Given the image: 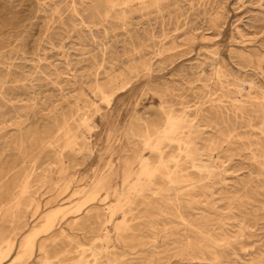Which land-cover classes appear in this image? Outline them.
Instances as JSON below:
<instances>
[{
	"label": "rangeland",
	"instance_id": "rangeland-1",
	"mask_svg": "<svg viewBox=\"0 0 264 264\" xmlns=\"http://www.w3.org/2000/svg\"><path fill=\"white\" fill-rule=\"evenodd\" d=\"M220 66L230 75L224 87L230 89L223 98L225 104L239 101L243 114L216 116L208 111L197 123V146L204 157L212 152L213 173L208 175L213 178L208 176L192 193L171 190L168 197L153 195L150 204L138 202L128 217L130 229L122 230L119 238L114 223L123 214L112 215L110 209L137 179L141 159L151 155L137 134L145 129L144 123L153 127L163 124L173 111L192 110L200 104L208 109L215 97L209 91L222 92L218 80L212 78ZM122 86L124 90L119 91ZM239 87L245 91L239 93ZM105 91L115 92L110 105ZM263 93L264 0H0V231L10 228L6 234L1 231L0 238L12 234L17 223L22 227L20 241L43 223L49 210L60 206L57 226L50 234H42L39 242L63 229L66 236L58 241L73 249L71 257L75 259L83 251L81 247L96 243L106 249L103 264L116 260L115 264H218L215 255L222 254L212 244L204 255L199 253L200 263L175 255L186 247L187 234L198 245L201 237L197 229H205L231 243L240 255V264H263ZM64 119L74 127L67 139L55 141L41 152ZM70 139L73 148L65 146ZM206 147L216 148L208 152ZM25 169L31 171L33 185L31 194L23 197L26 200L21 198L19 208L13 193ZM190 170L200 174L197 169ZM144 194L152 196L151 191ZM108 219L111 222L107 224ZM187 222L196 231H188ZM105 231L109 240L102 236ZM90 254L88 251L86 257L93 263ZM43 255L37 251L34 260L26 264H43Z\"/></svg>",
	"mask_w": 264,
	"mask_h": 264
},
{
	"label": "bare ground",
	"instance_id": "bare-ground-1",
	"mask_svg": "<svg viewBox=\"0 0 264 264\" xmlns=\"http://www.w3.org/2000/svg\"><path fill=\"white\" fill-rule=\"evenodd\" d=\"M179 31V30H178ZM205 40V39H204ZM231 43V42H230ZM206 50V49H205ZM155 54V53H154ZM212 54V53H211ZM133 56V55H132ZM215 57V56H214ZM209 59V58H208ZM207 59V60H208ZM142 65V64H141ZM147 65V64H145ZM150 65V64H149ZM216 66V65H215ZM11 67V66H10ZM136 68V67H135ZM142 68V67H141ZM144 68V67H143ZM146 69V68H144ZM148 69H149V66H148ZM216 69V70H215ZM214 69V76L218 81H216V83H218L220 86H221V89L222 92L221 93H213L212 92V89L213 87H209V89H211L209 92L211 93V95H215L214 98H211L210 100V104H209V107L208 109H206L204 107L203 104H200V102H198L200 105L198 106H195L194 109H184L182 107V110L181 112H178V113H175L173 110V112L167 114V116L165 117V120L163 121V124L161 123V125L157 124L158 126H155L153 127V125L151 124H148V123H144L145 124V129L137 134V136L140 137L142 143H143V146L144 148H146L147 150H149V153L151 151V155L149 156H144L142 159H141V162H140V170L138 171V176L136 177L137 179L132 183L130 184L129 186V189H125V191H123L122 195L120 196L119 200L117 201V203H114V206L111 207L110 211L112 213V215L116 214V212L118 213L119 211L123 214L122 216V219H119L117 221H115L116 223L115 224V228H116V233H118L120 236L119 238L122 236L121 235V231L125 230L126 229H130V226H129V223L128 221H130V219L128 218L129 215L133 214V211L135 207V205L142 201L143 203H145L144 201H146V203L148 202H152L151 199H153V195H160L162 194L163 196L165 197H168L166 196V193L171 191V190H174V191H180V192H190L192 193V191L196 188V186L204 181L205 179H207V177L209 176L208 174H211L213 173V166L210 164V161H211V158L213 157L212 155V152H209L214 150V148L216 147H213V149H211L212 147H206L208 149V154H206L207 157H204L205 154H202L200 152V149L198 148L197 146V141H196V138L198 137V132H199V128H200V125H198V121L200 120V117L206 112L208 113V111L211 112H215V114H217L216 116H219V115H230L232 112V114H236V115H239V114H243V109L242 107L239 105V101L238 102H234L231 104V106L225 104V101H224V97L227 98L230 91V89L226 88V90H224V87L226 85V80H227V77L230 76V75H227V72L220 66V67H216ZM132 70V69H131ZM142 70V69H141ZM135 71V70H134ZM144 71V70H143ZM150 71V70H149ZM132 72V71H131ZM140 72V71H139ZM130 73V72H129ZM131 74V73H130ZM121 77V75H120ZM130 77V76H129ZM128 77V78H129ZM234 77V75H233ZM211 78V77H210ZM233 79V78H232ZM122 80V79H121ZM199 80V79H198ZM208 80V79H207ZM206 80V81H207ZM213 80V79H212ZM111 81V80H110ZM116 82H118L116 80ZM200 82V81H199ZM210 82V81H209ZM238 82H240V80H238ZM255 82V81H253ZM112 83V82H110ZM207 83V82H206ZM228 83V82H227ZM115 84V83H114ZM119 84V82H118ZM117 84V85H118ZM122 84V83H121ZM229 84V83H228ZM227 84V85H228ZM116 85V86H117ZM126 85V83H125ZM226 85V86H227ZM112 86V85H111ZM131 86V85H130ZM204 86V85H203ZM100 90L102 89V87L100 85L97 86ZM96 87V88H97ZM110 87V86H109ZM115 87V86H114ZM206 87V86H205ZM208 87V86H207ZM216 87V86H214ZM219 87V86H217ZM231 87V86H230ZM248 87V86H247ZM105 88V87H104ZM116 88V87H115ZM170 88V87H169ZM252 88V87H251ZM256 88V87H255ZM114 89V88H113ZM123 89L124 90V86H122L119 91ZM167 89V88H165ZM171 89V88H170ZM206 89V88H205ZM208 89V88H207ZM206 89V91H207ZM216 89H219V88H216ZM215 89V90H216ZM112 90V89H111ZM115 90V89H114ZM118 90V89H116ZM202 90V89H201ZM235 90V89H234ZM238 92L239 93H242L243 91H245L243 88L239 87L238 89ZM253 90V89H252ZM169 91V90H167ZM214 91V90H213ZM219 90H216L214 92H218ZM247 91V90H246ZM255 91V90H254ZM98 92V91H97ZM100 92V91H99ZM102 92V91H101ZM105 92H108V91H105ZM114 91H111V93L109 94H105L104 93V98H105V101L108 103V105L111 104L112 102V98L115 94L112 93ZM118 92V91H117ZM166 92V91H165ZM252 92V91H251ZM263 92V91H262ZM205 93V92H204ZM207 93V92H206ZM248 93V92H247ZM102 94V93H101ZM238 94V93H236ZM245 94V93H244ZM264 94V93H263ZM164 95V94H163ZM201 95V93H200ZM208 95V94H207ZM206 95V96H207ZM246 95V94H245ZM261 95V94H260ZM199 96V94H198ZM240 96V95H239ZM243 96V95H242ZM259 96V95H257ZM205 97V96H204ZM212 97V96H211ZM250 97V96H249ZM255 97V96H253ZM132 98V97H131ZM209 98V97H208ZM245 98V97H244ZM200 99V98H199ZM203 99V98H202ZM166 100V99H165ZM197 100V99H196ZM201 100V99H200ZM242 100V99H241ZM256 100V99H255ZM198 101V100H197ZM183 102V101H182ZM181 102V103H182ZM204 102V101H203ZM209 102V100H208ZM190 103V102H189ZM188 103V104H189ZM196 103V102H195ZM238 103V104H237ZM242 103V102H241ZM258 103V102H257ZM230 104V103H229ZM251 104V103H250ZM172 105V104H171ZM174 105V104H173ZM249 105V104H248ZM165 106V105H164ZM194 106V105H193ZM112 107V106H111ZM169 107V106H168ZM257 107V106H256ZM255 107V108H256ZM260 107V106H259ZM263 107V106H262ZM162 109V108H161ZM168 109V108H167ZM171 109V107H169V110ZM174 109V107H173ZM181 109V108H180ZM175 110V109H174ZM179 110V108L177 109ZM255 110V109H254ZM263 110V109H262ZM163 111V109H162ZM180 111V110H179ZM248 111V110H247ZM260 111V108L259 110ZM164 112V111H163ZM257 112V111H256ZM261 112V111H260ZM249 115V114H248ZM208 116V114H207ZM242 116V115H241ZM231 117V116H229ZM136 118V117H135ZM140 118V116H139ZM235 118V117H234ZM241 118V117H240ZM142 119V118H141ZM164 119V118H163ZM202 119V118H201ZM231 119V118H230ZM242 119V118H241ZM143 120V119H142ZM140 120V121H142ZM213 120V119H212ZM229 120V118H228ZM227 120V123H229L230 121ZM235 120V119H234ZM237 120V119H236ZM240 120V119H239ZM261 120V119H260ZM263 120V119H262ZM87 121H88V118H85L83 119V122L84 124L86 123L87 124ZM138 121V120H137ZM202 121V120H201ZM125 122V121H124ZM204 122V121H203ZM202 122V123H203ZM208 122V121H206ZM212 122V121H211ZM262 122V121H261ZM137 123V122H136ZM160 123V121H159ZM241 123V122H240ZM140 124V123H139ZM137 124V126L139 125ZM142 124V123H141ZM210 124V122H209ZM215 124V123H213ZM231 124V123H230ZM245 124V123H244ZM253 124V123H252ZM82 125V124H81ZM135 125V124H134ZM225 125V124H224ZM85 126V125H84ZM215 126V125H214ZM244 126V125H243ZM246 126V125H245ZM87 127V126H86ZM217 128H219L218 126H216ZM226 127V126H225ZM74 128V127H73ZM73 128L70 126L69 122L64 119L63 123L61 124V126L59 127L58 129V132L57 134L54 136V138L50 141L47 142V144H43V146L41 147V152L45 151L48 147L50 146H53L52 144H55L54 142L55 141H58V140H62V142L64 141L62 138H66L67 136H69V134L71 133V131L73 130ZM88 128L90 130H93V127L89 124L88 125ZM117 128V127H116ZM131 128V127H130ZM136 128V127H135ZM140 128V127H139ZM215 128V127H214ZM223 128V127H222ZM227 128V127H226ZM225 128V129H226ZM232 128V127H231ZM230 128V129H231ZM253 128V127H252ZM88 129V130H89ZM204 129V128H203ZM224 129V128H223ZM233 129V128H232ZM264 129V128H262ZM131 130V129H130ZM138 131V129H136ZM141 130V129H140ZM217 130V129H216ZM235 130V128H234ZM254 130V129H253ZM78 131V130H77ZM127 130H125L126 132ZM129 131V130H128ZM207 131V130H206ZM212 131H214V129H212ZM224 131V130H223ZM76 132V131H75ZM136 132V131H135ZM140 132V131H139ZM220 132V130H219ZM217 133V132H216ZM262 133V132H261ZM127 134V133H126ZM136 134V133H135ZM134 134V135H135ZM228 134V132L226 133ZM217 137H218V134H216ZM72 136V134H71ZM127 136V135H126ZM136 136V135H135ZM213 136V135H212ZM229 136L230 133H229ZM233 136V135H232ZM239 136V135H238ZM76 137V136H75ZM89 137V136H88ZM130 137V136H129ZM208 137V136H207ZM69 138V137H68ZM73 138V137H72ZM83 138V137H82ZM91 138V136H90ZM219 138H221V135L219 136ZM232 138V137H231ZM237 138V137H236ZM235 138V139H236ZM240 138V136H239ZM67 139V138H66ZM75 139V138H74ZM77 139V138H76ZM79 139V138H78ZM84 139V138H83ZM129 139V138H128ZM139 139V138H138ZM204 139V138H203ZM223 139H226V138H223ZM263 139V138H262ZM88 140V139H87ZM130 140H132L130 138ZM211 140V139H210ZM216 140V139H215ZM241 140V139H240ZM46 141V140H45ZM85 141V140H84ZM90 141V140H89ZM140 141V140H138ZM140 141V142H141ZM213 141V140H212ZM217 141V140H216ZM235 141V140H234ZM238 141V140H237ZM248 141V140H247ZM246 141V142H247ZM263 141V140H262ZM61 142V141H60ZM83 142V141H81ZM222 142V141H221ZM232 142V141H231ZM253 142V141H252ZM58 143V142H57ZM86 143V141H85ZM110 143V142H109ZM212 143V142H211ZM209 143V144H211ZM235 143V142H233ZM249 143V142H248ZM247 143V144H248ZM254 143V142H253ZM90 144V143H89ZM217 144V143H216ZM255 144V143H254ZM85 145V144H84ZM229 145V144H228ZM232 145V144H231ZM246 145V144H245ZM65 146H70L71 148H73L75 146V143H73V140H69ZM82 146V145H81ZM80 146V147H81ZM201 146V145H200ZM209 146V145H208ZM211 146V145H210ZM215 146V145H214ZM230 146V145H229ZM243 146V145H242ZM257 146V144L255 145ZM245 147V146H244ZM250 148L252 146H249ZM248 147V149H249ZM258 147V146H257ZM85 149H87L85 146H84ZM93 148V147H92ZM172 149V150H168V149ZM201 148V147H200ZM205 148V147H204ZM232 148V147H231ZM49 149V148H48ZM47 149V150H48ZM82 149V148H81ZM89 149V147H88ZM225 149V148H224ZM260 149V148H259ZM262 149V148H261ZM90 150V149H89ZM94 150V148H93ZM206 150V149H205ZM227 150V148L225 149V151ZM236 150V149H235ZM244 150V149H243ZM245 150L247 151V149L245 148ZM255 150V149H253ZM91 151V150H90ZM230 151V150H229ZM251 151V149H250ZM40 152V153H41ZM233 152V151H232ZM93 153V151H92ZM91 153V154H92ZM221 153V152H220ZM231 153V151H230ZM235 153V152H233ZM238 153V152H237ZM262 153V152H261ZM62 153H60L61 155ZM223 154V153H222ZM227 154V153H226ZM225 154V155H226ZM263 154V153H262ZM261 154V155H262ZM40 154H38L39 156ZM259 156V155H258ZM263 156V155H262ZM36 157V156H35ZM154 157L156 159H154ZM223 157V155H222ZM229 157V156H228ZM233 157V155H232ZM224 158V157H223ZM263 160V159H262ZM220 161V160H219ZM215 162V161H213ZM264 162V160H263ZM35 164V161L33 162ZM128 163V162H127ZM262 163V162H261ZM24 164V163H23ZM62 164V162H61ZM263 164V163H262ZM32 165V164H31ZM223 165V164H222ZM259 165V164H258ZM263 167V166H261ZM190 168H194V169H197L198 172L200 174H197L195 175L194 172H192L190 170ZM196 170V171H197ZM15 171V170H14ZM16 172V171H15ZM218 172V170L216 171ZM12 174V173H10ZM14 174V173H13ZM66 174V173H65ZM16 175V174H15ZM31 171L28 170V169H25L24 171V176L22 178V180L20 181V183L17 185V190L13 193L14 195H17V198H18V201H16V204L19 208L20 205H21V198H23L24 196H27L29 194H31V187H32V183H31ZM45 175V174H44ZM216 175V174H215ZM6 176V175H5ZM212 176V174H211ZM209 176L210 178H213ZM59 177V176H58ZM208 177V178H209ZM74 180V178H72ZM17 180V179H16ZM126 180V179H125ZM129 181V180H127ZM210 181V180H209ZM50 182V180H49ZM212 182V181H211ZM1 183V182H0ZM13 183V182H12ZM37 183V182H36ZM128 183V182H127ZM32 184V185H31ZM15 185V184H14ZM35 185V184H34ZM98 185V184H97ZM41 186V185H40ZM99 186V185H98ZM208 186V185H206ZM73 187V186H72ZM156 187V190H154L153 188ZM203 187V186H202ZM9 188V187H8ZM68 188V187H67ZM82 188V187H81ZM80 188V189H81ZM114 188V187H113ZM62 189V188H61ZM35 190V189H34ZM82 190V189H81ZM154 190V191H153ZM7 191V190H6ZM83 191V190H82ZM92 191V190H91ZM90 191V192H91ZM98 191V190H97ZM145 191H151L152 192V196H149V195H146L144 194ZM204 191V190H203ZM79 192V191H78ZM125 192V193H124ZM175 192V193H177ZM77 193V192H75ZM121 193V192H120ZM181 194V193H180ZM6 195V194H5ZM107 195V194H106ZM189 196V194H187ZM237 195V194H236ZM7 196V195H6ZM95 196V194H94ZM92 196V198L94 197ZM98 196V195H97ZM196 196V195H195ZM91 197V195L89 196ZM89 197H87L89 199ZM157 197V196H155ZM177 197V196H176ZM193 197V196H191ZM16 198V199H17ZM27 198V197H25ZM23 198V200L25 199ZM107 198V197H106ZM185 198V196H184ZM188 198V197H187ZM196 198V197H194ZM34 199V198H33ZM95 199V197L93 198ZM241 199V198H240ZM26 200V199H25ZM29 201V199H27ZM32 200V199H31ZM35 200V199H34ZM92 200V199H91ZM104 200V199H103ZM102 200V201H103ZM164 200H167L166 198ZM230 200V199H229ZM27 201V202H28ZM86 201V200H85ZM89 201V200H88ZM87 201V202H88ZM93 201V200H92ZM101 201V200H100ZM169 201V200H168ZM179 201V200H178ZM191 201V200H190ZM194 201V200H193ZM26 202V201H24ZM26 202V203H27ZM162 202V201H161ZM167 202V201H166ZM170 202H172L170 200ZM186 202V201H185ZM189 202V201H188ZM192 202V201H191ZM6 203V202H5ZM11 203V202H10ZM24 203V204H26ZM80 203V202H79ZM28 204V203H27ZM26 204V205H27ZM150 204V203H148ZM177 204V203H176ZM4 205V204H3ZM9 205V204H7ZM100 205V204H99ZM160 205V204H159ZM171 205V204H170ZM96 206V205H94ZM152 206V205H151ZM173 206V205H172ZM178 206V205H177ZM1 207V206H0ZM109 207V206H108ZM107 207V208H108ZM149 207V206H148ZM7 208V206H6ZM17 208V207H16ZM27 208V207H26ZM64 210L66 207H63ZM74 208V207H73ZM82 208V207H81ZM90 208V207H89ZM97 208V207H96ZM138 208V207H137ZM161 208V207H159ZM170 208V207H169ZM198 208V207H197ZM68 209V207H67ZM66 209V210H67ZM171 209V208H170ZM177 209V208H176ZM14 210V209H13ZM16 210V209H15ZM63 210V211H64ZM71 210V209H70ZM73 210V209H72ZM77 210V209H76ZM154 210V209H153ZM166 210V209H165ZM69 211V210H68ZM162 211V210H160ZM174 211V210H173ZM176 211V210H175ZM174 211V212H175ZM14 212V211H13ZM22 212V211H21ZM62 212V208L59 206L57 208H54L52 210H49L45 216H44V221L43 223L39 226V227H34L33 229H31L28 233H26V235L24 237H22V239L19 241L18 240V236H19V232L21 230L22 227H20L19 225H17V223L14 225V229H13V233L11 234H7L8 236L5 237V238H0V264H26L28 262H31L34 260L35 256H36V253L37 251H40L43 255V257L41 256V260L43 262V264H74L75 262H84L85 264H97L98 260H101V263L103 264L104 261H102V259L104 258V255H105V250L104 249L105 247L103 246H100V245H97L96 243H94L93 245H91L90 247H81L80 245V249H83V251L80 253V256L78 259H75V258H72V254L73 253V249L71 250L70 247H63L60 245L59 243V238L60 236H64L65 235V230L61 229V232L59 230V234H55L53 236H50V238L48 239H51V243L52 245H49L48 244V239L42 241V242H39V237L42 235V234H50V231H52L57 225H56V219L59 215V213ZM71 212V211H70ZM135 212V211H134ZM148 212V211H147ZM189 212V211H188ZM16 213V212H15ZM15 213L13 215H15ZM69 213V212H68ZM172 213V212H171ZM26 214V213H25ZM166 214V212H165ZM163 213V215H165ZM173 214V213H172ZM24 215V214H23ZM107 215V214H106ZM111 215V216H112ZM137 215V214H136ZM167 215V214H166ZM189 215V214H188ZM195 215V214H194ZM65 216V215H63ZM158 216V215H157ZM174 216V215H173ZM114 217V216H113ZM176 217V216H175ZM177 217L181 218L180 220H186L183 216V214L181 212H178V215ZM188 217V216H187ZM199 217V216H198ZM63 217H61L62 219ZM79 218V217H78ZM106 218V217H105ZM111 218V217H110ZM170 218H173L172 216ZM195 218V217H194ZM18 219V218H17ZM112 219V218H111ZM111 219L107 220L106 223L108 224L109 222H111ZM175 219V218H174ZM173 219V220H174ZM196 219H197V216H196ZM203 219V217H202ZM19 220V219H18ZM17 220V221H18ZM23 220V218H22ZM139 220V219H138ZM168 220V219H167ZM244 220V219H243ZM12 221V220H11ZM21 221V220H20ZM153 221V220H152ZM159 221V220H158ZM176 221H178V219H176ZM183 221V222H184ZM174 222V221H173ZM181 222V221H180ZM203 222V220H202ZM85 223V222H84ZM156 224V222H154ZM163 223V222H162ZM161 223V224H162ZM177 223V222H176ZM96 224V223H94ZM105 224V223H104ZM138 224V223H137ZM158 224V223H157ZM180 224V223H179ZM187 226H188V231H196L194 229H197L195 228L192 224L188 223L187 222ZM199 224V223H198ZM217 224V223H216ZM29 225V224H28ZM151 225H153L151 223ZM159 225V224H158ZM164 225V224H163ZM167 225V223H166ZM165 225V226H166ZM171 225V223L169 224ZM181 225V224H180ZM178 225V226H180ZM185 225V223L183 224ZM182 225V226H183ZM214 225V224H213ZM73 226V225H72ZM157 225H155L156 227ZM162 226V225H160ZM212 226V225H211ZM2 227V226H1ZM152 227V226H151ZM154 227V226H153ZM170 227V226H169ZM177 227V226H176ZM28 228V227H27ZM114 228V226H113ZM157 228V227H156ZM164 228H167V227H164ZM175 227H173L174 229ZM179 228V227H178ZM216 228H219L217 227L216 225ZM3 229V228H2ZM1 229V231H3ZM10 229V228H8ZM8 229L6 231H8ZM102 229V227H101ZM152 229V228H151ZM159 229V228H157ZM162 229V228H161ZM221 229V228H220ZM5 230V229H4ZM106 230V229H105ZM108 230V229H107ZM132 230V229H131ZM130 230V231H131ZM166 230V229H165ZM171 230V229H170ZM0 231V232H1ZM6 231H3L4 233ZM118 231V232H117ZM153 231V229H152ZM185 231V230H184ZM188 231L186 233H188ZM240 231V230H239ZM237 231V233L239 232ZM103 232V231H102ZM108 232V231H105V233ZM114 232V231H113ZM134 232V231H133ZM197 232L199 234V236L201 237V240L199 242L198 245H195L194 243V239L191 238L189 236V234H187V238H188V242L186 244V247L184 249H181L180 250L178 249L176 254L175 255H183V256H186L185 258H188V259H196L198 260L200 257L199 253L204 255L205 254V250L208 249L210 247L209 244H212L214 245V247H217L219 250H220V253L222 254V256H219V254L215 255V259L217 260L218 264H240L238 259L240 258V255L238 254V252L235 250V248L233 247V245H231V243L229 244L227 240L225 239H219L217 237H214L210 231L208 230H205V229H197ZM56 233V232H54ZM124 233V232H122ZM154 233V232H153ZM176 233V232H175ZM222 233V232H221ZM224 233V232H223ZM228 233V232H227ZM241 234L242 231L240 232ZM6 234V233H5ZM99 234V233H98ZM109 234V233H108ZM106 233V235H102L104 236L103 238L104 239H108L109 240V235ZM174 234V233H173ZM177 234V233H176ZM175 234V235H176ZM233 234V233H232ZM240 234V235H241ZM153 235V234H152ZM180 235V234H179ZM224 235V234H223ZM227 235V234H226ZM229 235H231L229 233ZM236 235V233L234 234ZM3 236V235H2ZM21 236V235H20ZM66 236V235H65ZM98 236V235H97ZM118 236V235H117ZM169 236V235H168ZM166 236V237H168ZM195 236V235H193ZM225 236V235H224ZM222 236V237H224ZM228 236V235H227ZM133 237V236H131ZM135 237V236H134ZM232 237V235H231ZM65 238V237H64ZM68 238L70 239V241L73 240V238L70 236H68ZM136 238V237H135ZM152 238V237H151ZM157 238V237H156ZM155 238V239H156ZM172 238V237H171ZM170 238V239H171ZM175 238V237H174ZM198 238V237H197ZM225 238V237H224ZM45 239V238H44ZM67 239V238H66ZM102 238H97L96 240H101ZM103 239V240H104ZM112 239V238H111ZM137 239V238H136ZM181 239V237H180ZM194 241H193V240ZM200 239V238H199ZM42 240V239H41ZM116 240V239H115ZM118 240V239H117ZM148 240V239H147ZM154 240V239H152ZM66 241V240H65ZM69 241V240H68ZM76 241V240H75ZM156 241V240H155ZM174 241V240H173ZM176 241V240H175ZM103 242V241H102ZM150 242V241H149ZM172 242V241H171ZM179 242V241H178ZM177 242V243H178ZM40 243V244H39ZM148 243V241H147ZM146 243V244H147ZM174 243V242H173ZM177 243L176 245L174 246H177ZM63 244V243H62ZM142 244V243H141ZM166 244V243H165ZM164 244V245H165ZM64 245V244H63ZM78 245V244H77ZM182 245V244H181ZM161 246V245H160ZM163 246V244H162ZM167 247V246H166ZM178 247V246H177ZM164 248V247H162ZM175 248V247H173ZM211 248V247H210ZM109 249V248H107ZM166 249V248H164ZM163 249V250H164ZM198 249H200L198 251ZM78 250V249H77ZM162 250V251H163ZM264 250V249H263ZM90 251L91 254L94 256L95 258V261L92 263L91 261H89V259H87L86 255H87V252ZM161 251V250H160ZM77 252V251H76ZM171 252V251H170ZM169 252V253H170ZM172 252H175V251H172ZM214 252V251H212ZM264 252V251H263ZM110 253V252H108ZM168 253V252H167ZM208 253V251H207ZM78 254V253H77ZM76 254V255H77ZM90 254V255H91ZM174 254V253H173ZM264 254V253H263ZM107 255V254H106ZM170 255V254H169ZM260 255V253H259ZM72 256V257H71ZM110 256V255H109ZM107 256L106 259H110V257ZM161 256V255H159ZM210 256V255H209ZM260 256H263V255H260ZM92 257V256H91ZM115 257V256H114ZM163 257V256H162ZM167 257V256H166ZM175 257V256H174ZM223 257V258H222ZM259 257V256H258ZM146 258V257H144ZM152 258V257H151ZM176 258V257H175ZM250 258V257H249ZM255 258V257H254ZM254 258H252L254 260ZM262 258V257H261ZM264 258V257H263ZM105 259V260H106ZM116 259V258H115ZM204 259V258H203ZM258 259V258H257ZM148 260V258L146 259ZM150 260V259H149ZM163 260V259H161ZM98 261V262H97ZM117 261V260H116ZM116 261L113 263L115 264ZM185 261V260H184ZM189 261V260H188ZM205 261V260H204ZM210 261V260H209ZM213 261V260H212ZM244 261V260H242ZM262 261V260H261ZM38 262V261H36ZM110 262V260H109ZM180 262V261H179ZM199 262V260H198ZM247 262V261H246ZM256 262V261H255ZM79 263V264H80ZM108 263V262H107ZM106 263V264H107ZM168 263V262H167ZM183 263V262H182ZM186 263H188L186 261ZM200 263V262H199ZM244 263V262H243ZM253 263V262H252ZM251 262L250 263H244V264H252ZM77 264V263H76ZM191 264V263H190ZM210 264V263H209ZM264 264V263H263Z\"/></svg>",
	"mask_w": 264,
	"mask_h": 264
}]
</instances>
